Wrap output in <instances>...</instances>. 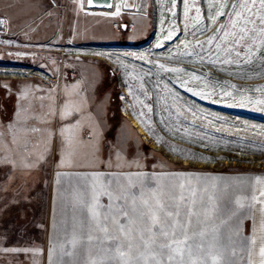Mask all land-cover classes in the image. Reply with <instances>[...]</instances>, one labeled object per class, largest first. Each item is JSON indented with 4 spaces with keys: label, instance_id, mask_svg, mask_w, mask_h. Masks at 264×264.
<instances>
[{
    "label": "rangeland",
    "instance_id": "374dc122",
    "mask_svg": "<svg viewBox=\"0 0 264 264\" xmlns=\"http://www.w3.org/2000/svg\"><path fill=\"white\" fill-rule=\"evenodd\" d=\"M192 3L193 0H188L190 10L185 17L184 0H175V12L170 10V15L162 19L164 28H167L165 33L172 32L174 37L159 39L156 49L169 52L165 57L154 60L130 49L147 41L153 32V0H115L113 7L105 10L90 9L86 5L84 15L80 16L79 28L74 26L72 13L68 27L63 26L50 41L42 44L18 41L3 30L0 35V63L37 67L48 78L41 75L0 77V89H3L6 99H12L10 107L13 108L14 94L20 99L26 95V92L20 91L24 84L51 81L61 85L71 79L84 83L83 70L101 69L103 85L105 89H110V102L108 123L102 127L103 177L98 203L108 204L106 191L109 183L114 185L119 178L120 183L127 184V174H133L131 181L136 187L132 191L137 196L143 184L145 198L156 192L163 203L172 205L169 210L176 211L178 205L181 221L187 220L189 210L194 213L191 217L194 227H198V219L207 221L208 235L204 241L207 249L213 242L212 227L220 225L228 209L234 210L236 215L220 226L218 241L228 238L225 234H233L231 231L249 232L255 221L252 210L260 196L264 195V188L244 191L229 187L235 185V180L243 182L249 179L262 183L264 187V104L256 103L257 100H264V79H247L253 88L241 92L238 106L231 105L230 112H215L212 105L190 99L194 92L203 93L195 95L204 97L203 100L216 95L233 99L239 85L235 77L227 79L219 73L215 74L210 66L209 60L216 59V44L220 43V39L218 37L212 45L207 44L208 38L213 35V31H209L212 23L208 15L205 20L208 25L200 27L191 40L183 39L182 33L199 21ZM195 6H200V0H196ZM203 6L200 17L212 6L211 0H204ZM35 13L33 0H0V19L4 23L9 20L18 25L25 24L23 29H28L37 21ZM176 23L179 25L178 32L174 27ZM122 24L126 27L123 28ZM69 26L73 37L69 36ZM163 42L165 46L161 45ZM91 44L127 49H121L115 66L98 57L66 51ZM123 53L133 56L122 57ZM224 58L221 54L217 63H222ZM198 62L209 64V69L206 71ZM161 64L165 68H180L183 71H165L160 68ZM189 73L201 79H193ZM219 78L223 83L219 82ZM124 86L127 91H124ZM226 92L231 95H226ZM125 101L132 103L144 131L126 114ZM5 115L0 97V136L6 137L7 143L14 147V140L9 137L10 134L13 137L14 123L11 118L10 122H5ZM8 126L12 127V131ZM18 131L19 128L16 134L20 136ZM184 135L189 139L185 140ZM0 142V153L3 154L5 141L2 139ZM66 142L70 143V139ZM172 148L177 151L173 152ZM240 156L242 158L238 161L236 157ZM253 159L262 161L261 165L256 166L259 162L255 164ZM241 161H244L243 164L238 165ZM43 164L46 165L45 162ZM127 165L133 170L128 173L120 171ZM14 169L11 163L0 162V264H84L87 240L86 228L82 231V227L78 226L83 216L80 195L77 193L74 199L64 196L57 180L53 179L47 186L41 180L38 182L40 186L31 187L30 181L21 180L19 171L15 176ZM42 172L45 174L44 170ZM137 173L142 174L139 179L135 175ZM223 186L228 188L223 191ZM151 202L155 203L154 200ZM84 215L89 219L88 213ZM73 232L83 237L76 249L70 243ZM94 245L99 247L96 242ZM61 246L63 251H73L74 255H61ZM110 255L115 256V253ZM112 264H120L119 258Z\"/></svg>",
    "mask_w": 264,
    "mask_h": 264
},
{
    "label": "crops",
    "instance_id": "0c3cea01",
    "mask_svg": "<svg viewBox=\"0 0 264 264\" xmlns=\"http://www.w3.org/2000/svg\"><path fill=\"white\" fill-rule=\"evenodd\" d=\"M33 5L36 12L34 19L37 20L35 25L23 29L25 24L6 20L4 30L8 36L21 42L46 43L63 26L68 27L72 13L74 26L79 28L80 16L84 15V7L88 3L87 0H33ZM69 27V36L73 37ZM103 76L101 69L89 68L82 71L84 83L71 79L61 85L51 81L24 84L20 91L26 92V95L20 99L14 94L11 114L14 131L13 137L10 136L12 134L9 137L14 140L15 146L11 147L7 138L0 136V141H5L0 162L14 165L15 176L19 171L21 180L30 181L29 185L36 188L41 180L46 186L52 179L57 180L64 196L74 199L77 193L80 195L83 213L80 221L87 219L84 213H88L86 205L93 203L94 190L98 200L102 192V127L108 123L110 102V89H105ZM8 128L12 131V127ZM18 128L20 136L16 134ZM69 139L70 143L66 142ZM122 163L124 165V161ZM121 168L120 171L126 173L133 170L128 165L125 169ZM229 187L244 191L264 188L262 183L250 179L243 182L235 180V185ZM225 188L228 187L223 186L221 190ZM252 212L255 221L250 231L225 234L231 239L217 240L210 253L207 248L206 262L213 264L215 256L218 264H264V257L260 255V249L264 247V222H259L264 220V195L260 196ZM78 226L82 227L81 223Z\"/></svg>",
    "mask_w": 264,
    "mask_h": 264
},
{
    "label": "snow or ice",
    "instance_id": "6c2138e0",
    "mask_svg": "<svg viewBox=\"0 0 264 264\" xmlns=\"http://www.w3.org/2000/svg\"><path fill=\"white\" fill-rule=\"evenodd\" d=\"M195 5L196 0H193L192 7H195L196 19L199 20L200 8ZM184 6L187 17L190 10L188 0H184ZM211 7L214 12H209L208 19L214 27L207 44L212 45L218 37L220 43L216 44V59H210L209 63L215 65L220 55L224 54V64L239 66L241 61L252 64L255 59L264 65V0H215ZM221 17L226 19L221 21ZM2 24L4 20L0 19ZM172 35L169 32L168 38L171 39ZM160 68L169 72L183 71L180 68H165L163 64ZM189 75L193 79H201L193 73ZM193 94L203 95L200 92ZM225 94L231 95L228 92ZM256 103L264 104V100H257ZM171 150L177 151L175 148ZM131 175L126 176L127 184L120 183L119 178H116L114 185L109 183L106 206L98 203L95 190L93 203L86 205L89 219L81 221L82 231L86 228L87 240L84 264H112L117 258L120 264H206L204 241L208 235L207 221L201 222L198 219V227H194L191 219L194 213L191 210L187 213V220L181 221L178 205L176 211L169 210L172 205L163 203L156 192L150 198H145L143 184L137 196L132 191L136 185L132 183ZM135 175L137 179L142 176L140 173ZM180 199L183 200V197ZM236 203L239 205V201ZM226 211L228 214L225 219H221L220 225L212 227L213 242L208 245L209 253L216 247L220 226L227 224L236 215L234 210ZM201 224L204 226H199ZM82 239L81 235L73 232L70 240L72 248L76 249ZM94 242L99 247H95ZM61 247V255H74L73 251H63ZM113 252L115 256L110 255ZM260 255L264 257V247L260 249ZM49 256L51 260V251ZM213 264H218L215 256Z\"/></svg>",
    "mask_w": 264,
    "mask_h": 264
},
{
    "label": "water",
    "instance_id": "95a60500",
    "mask_svg": "<svg viewBox=\"0 0 264 264\" xmlns=\"http://www.w3.org/2000/svg\"><path fill=\"white\" fill-rule=\"evenodd\" d=\"M168 1L169 0H160L159 3L157 4L153 0L154 10L156 11V9H157L156 7H159V9H161L162 7H164L166 5V3ZM87 3H88L89 8L111 9L113 7L114 0H91V2H89V0H87ZM203 3H204V0H200L199 8H202L204 10ZM170 9L172 11V8H169L168 10H170ZM206 17H207L206 12L203 11L201 14V17H200L199 21L196 23V25L194 27H190V29H188L184 33H182V36H184L183 39L191 40L190 38L195 37L196 31L200 27H202L203 25H208L205 21ZM180 19H181V17H180ZM220 19L222 21L224 19V17H221ZM122 27L125 28L126 24H122ZM174 27L176 29L175 31L178 32L177 29L179 28V25L176 23V26H174ZM212 28L209 31H211ZM158 31H159V24L157 23V21L154 17L153 32H152L151 36L149 37V39L147 41H145L144 43L137 46V47H145V46L150 45L151 42H153L152 48H151V55L153 56L152 59L163 58V57H165L166 54H168V51L165 52V50L161 51L160 49H156V44L159 42V41L157 42V40L159 39ZM173 37H174V35H172L171 38H173ZM165 39L169 40L168 34H165ZM168 40H166L165 42H168ZM178 40H179V38H178ZM165 42H163L161 45L165 46V44H166ZM91 45H93V44H91ZM79 46H86V45H79ZM101 46H103V45H101ZM110 47L117 48V49H127V48H122L120 46H110ZM137 47H133L130 49H131V51L136 52ZM137 53L143 54L142 52L139 53V51H137ZM130 56H133V55H129L126 53L122 54V57L130 58ZM147 58H149V57H147ZM187 62L189 63L192 61H187ZM0 65H4V64L0 63ZM13 65H18V64H13ZM19 65H22V64H19ZM201 65L206 71L209 69L208 68L209 64L203 63ZM23 66L30 67L28 65H23ZM210 66L213 68V72L215 74L219 73L220 76L225 77L227 79H233V77H235L237 79L236 81L239 82V85L236 87L235 97L233 99H230V97L229 98L228 97H220L219 95H216L213 98H210V99L205 98V100H203L204 97H202V96L195 97L194 94L190 98V99H193V101H200V102H204L206 104L212 105V107H213L212 110L215 112H218L221 110L226 111V112H230V111H232V109L230 108L231 105H232L231 107H233V106L236 107V105L238 106L237 99H238L239 95H241V92L245 89H248V88L250 89L252 87L251 85H249L247 83V79L251 78V79L258 80V81L261 79H264V65H262L258 60H255V59H254L252 64H244L243 62H241L240 65L237 66L236 64L228 65V64H224V63H216L215 65L210 64ZM35 68H37V67H35ZM148 77L151 79L150 75H148ZM222 81H223L222 78H219V82L223 83ZM184 139L186 140L189 138L186 136V137H184ZM243 162L241 161L237 164L241 165V164H243ZM247 162L250 165H252L249 161H247ZM257 162H259V163L257 164ZM253 163L257 164L256 166H260L262 161L255 159L253 161ZM205 166H212V165L206 164Z\"/></svg>",
    "mask_w": 264,
    "mask_h": 264
},
{
    "label": "bare ground",
    "instance_id": "6f19581e",
    "mask_svg": "<svg viewBox=\"0 0 264 264\" xmlns=\"http://www.w3.org/2000/svg\"><path fill=\"white\" fill-rule=\"evenodd\" d=\"M159 1L160 0H154V2L157 4L159 3ZM171 1L172 0H169L166 3V5L164 7H162L161 9H159V7H156L157 9L155 11V19H156L157 23L159 24V31H158L159 39L164 37L166 34L165 32H167V28H164V25H163L164 23H162V19H164V17L170 13L171 9L168 10L169 8H172V10L174 9V6L171 3ZM211 3L213 5L215 3V0H211ZM210 11L214 12V8L210 7L209 9H207L205 11L206 15H209ZM175 17H176V15H175V13H173V18H175ZM205 20L207 21V17ZM211 27H213V25H211ZM159 39L157 40V42L159 41ZM152 43L153 42H151L150 45L145 46V47H137V51H139V53L142 52L145 56L149 57L151 60H154V59H152L153 56L151 55ZM66 51H69V52L74 53V54L77 53L78 55H87V56H92V57L93 56L98 57V58H101L102 60L106 61L107 63H109L111 66H115V65H117V57H118L121 49H117V48H113V47H104L101 45H88V46H78L75 49H72V50L67 49ZM137 51H136V53H137ZM194 63H196V61ZM198 63L200 65L203 64L201 62H198ZM34 75H41V76H44L45 78H48V75L45 72H43L37 68H34V67H27V66H23V65H13V64L0 65V76L1 77H17V78H19V77H28V76H34ZM123 89H124V91H127L126 86H124ZM124 107H125V112L128 115V117L131 119V121L134 124L138 125L139 129L141 131H144V127L141 124L139 117L136 115V113L133 110L132 103L125 101ZM236 158L239 161V159H241L242 157L240 156V158L239 157H236ZM225 162H229V161H225ZM231 164H232V162H231Z\"/></svg>",
    "mask_w": 264,
    "mask_h": 264
},
{
    "label": "trees",
    "instance_id": "16d2710c",
    "mask_svg": "<svg viewBox=\"0 0 264 264\" xmlns=\"http://www.w3.org/2000/svg\"><path fill=\"white\" fill-rule=\"evenodd\" d=\"M0 97L2 99L3 110L5 111V114H6L4 116V119L6 118L8 120V119L11 118V114H12V110H13V108L10 107L12 99L8 100V99L5 98L4 91H3L2 88L0 89Z\"/></svg>",
    "mask_w": 264,
    "mask_h": 264
},
{
    "label": "built area",
    "instance_id": "2783aa9c",
    "mask_svg": "<svg viewBox=\"0 0 264 264\" xmlns=\"http://www.w3.org/2000/svg\"><path fill=\"white\" fill-rule=\"evenodd\" d=\"M3 30H4V24L0 25V35H2Z\"/></svg>",
    "mask_w": 264,
    "mask_h": 264
}]
</instances>
